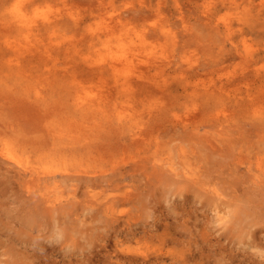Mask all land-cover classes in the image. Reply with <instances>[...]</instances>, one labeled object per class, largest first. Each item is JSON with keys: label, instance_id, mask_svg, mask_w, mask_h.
<instances>
[{"label": "rangeland", "instance_id": "obj_1", "mask_svg": "<svg viewBox=\"0 0 264 264\" xmlns=\"http://www.w3.org/2000/svg\"><path fill=\"white\" fill-rule=\"evenodd\" d=\"M143 260L264 264V0H0V264Z\"/></svg>", "mask_w": 264, "mask_h": 264}, {"label": "bare ground", "instance_id": "obj_2", "mask_svg": "<svg viewBox=\"0 0 264 264\" xmlns=\"http://www.w3.org/2000/svg\"><path fill=\"white\" fill-rule=\"evenodd\" d=\"M172 170H174V169H172ZM173 174H175L176 176H178V173H173ZM187 179L192 183V184H191V183L189 182V183L191 184V186H194L196 183H198V184H197L198 187L200 186V185H199V182H196L194 179H192V178H190V177H187ZM214 193H217V192H214ZM75 203H76V202H75ZM75 203H74V204H75ZM51 208H52V209L56 208V204H53V205L51 204ZM47 209H50V208H47ZM58 210H59V209H58ZM243 214H246V215L248 216L249 213H248V211L246 212V211H244V210L240 211V216H239V217H240L241 219L244 220V218H246V217L243 218V217H242ZM256 233H258V232H255L254 235H255ZM145 258H146V257H143V259H145ZM131 259H132V258H131ZM157 262H158V261H157V259H156V263H157ZM148 263H149V264H152L153 261H145V260H143V264H148Z\"/></svg>", "mask_w": 264, "mask_h": 264}]
</instances>
